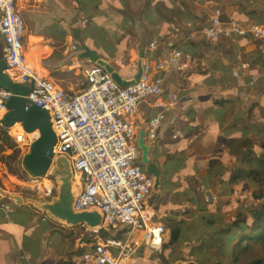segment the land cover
I'll list each match as a JSON object with an SVG mask.
<instances>
[{
    "label": "crops",
    "instance_id": "crops-1",
    "mask_svg": "<svg viewBox=\"0 0 264 264\" xmlns=\"http://www.w3.org/2000/svg\"><path fill=\"white\" fill-rule=\"evenodd\" d=\"M45 1L44 8L30 9L24 14L27 24L24 41L26 53L29 62L35 67H47L65 82L73 78L74 73L70 65L75 54H65L63 48L68 44L70 34L82 37V31L77 30V23L82 14L87 17L90 24L85 32L92 42L97 43L98 49H94L106 58L110 54L128 58L132 49L141 51L146 48L152 34L165 36L162 47L157 51L160 56L167 57L174 49L192 53L193 57L188 67L181 69L179 66L181 61L176 60L165 74L162 97L178 92L183 105L180 109H173L164 117L156 138H150L146 132L150 118L158 112V108L152 103L154 98L149 97L141 101L135 116L139 131L138 144L140 135L146 133L145 142L149 145L148 156L161 169V183L167 167L172 165L168 172L170 176L164 179L166 184L163 186L160 184L157 190L153 188L150 196V206L156 220L163 222V225L166 218L183 221L186 240L190 236L211 237L215 244L222 245V250L218 252L225 254L224 239L214 237L204 217L211 216L206 212L207 208L211 207L210 204L216 207L227 197L228 193L224 192L230 185V175L232 178L236 169L233 167H247L246 158L244 161L236 154L239 150L237 141L244 137H255L254 135L264 140V124L256 117L257 113L264 114V80L262 84L255 86L247 84L251 76L259 75L263 71L261 63L264 60V40L257 39L260 40L257 45L247 44L243 39L235 40L237 48L228 45L221 54H218L216 48L206 46L204 35L198 30L210 23L215 11L208 14L203 12L199 15V13L205 6L214 8V1L209 0L206 3L201 0ZM225 1V7L221 8L223 19L242 13L240 15L246 21L264 11V0L258 4H261L260 7L251 6L240 12L235 11L234 0ZM179 8L196 16L193 22L179 24L185 29L184 34L169 28L164 18V15H171ZM142 15L148 16L146 21L141 18ZM92 16L95 21L90 22ZM124 21L128 23L126 29L123 27ZM148 23L153 25V30H150ZM176 25L178 26V23ZM191 28L199 29L189 32ZM0 41L4 48L1 36ZM81 52L83 48L78 53V57ZM83 61L86 68L95 65L90 64L87 58H83ZM251 61L258 62L252 65ZM132 66L119 69L127 71ZM229 67L234 69L231 71ZM235 72H239L240 75L235 76ZM240 111L243 112L242 118L250 120L248 126L242 125L243 129L238 123H233ZM2 116L3 113H0V117ZM17 125L10 129L15 137L23 132L22 127ZM237 127H239L237 133L230 137V128ZM171 128L180 129L181 136L177 139L167 138L165 132ZM141 152L140 148V157ZM218 153L221 155L216 157ZM215 157L217 163L212 167L209 160ZM140 160L142 161V158ZM234 162L235 165H232ZM195 181L203 188V192L199 193L200 202L191 204L188 201V191L197 187ZM211 193L219 195L218 204L205 201V194ZM232 195L228 203L233 212L232 204L235 200L232 199ZM197 204L205 206V209H194ZM215 216L224 217L225 221L230 220L227 216L218 214ZM40 217H43L42 214L33 208L31 212L16 209L12 216H8L0 209V264H23L22 253L19 250L22 243L21 245L18 243L20 240L15 228L16 226L27 228ZM45 220L51 224L50 232L59 231L64 240V247L55 264H85L81 261V255L92 248L84 237L85 230L82 227H68L67 229L74 231L70 236L71 243L68 244L65 233L60 229L64 224ZM49 234L47 233L43 240V249L47 246ZM168 237L169 228H166L164 240ZM185 246L186 244H182L181 249H185ZM146 249L139 247V260L145 256ZM198 249V246H192L188 253ZM173 253L179 255L177 250H173L169 260Z\"/></svg>",
    "mask_w": 264,
    "mask_h": 264
},
{
    "label": "built area",
    "instance_id": "built-area-1",
    "mask_svg": "<svg viewBox=\"0 0 264 264\" xmlns=\"http://www.w3.org/2000/svg\"><path fill=\"white\" fill-rule=\"evenodd\" d=\"M45 6V0H0V36L7 58L5 72L13 80L30 85L27 97L49 110L58 135L55 156L66 154L72 159L75 182L79 187L76 208L99 206L104 212L102 228L113 235H121L111 240H103L100 236L93 242H90L92 239L86 240L92 248L81 255V261L85 264H138L139 247L162 248L166 227L156 220L150 206L155 176L139 158L135 116L142 100L154 98L152 103L158 112L150 118L146 132L150 138H156L164 117L183 105L178 92L162 97L165 74L176 60L181 61V69L188 67L193 55L181 49H174L167 57L158 55L165 36L152 34L142 59L141 77L134 84L121 87L103 67L96 64L85 67L83 58L78 57L81 39L70 34L63 52L75 54L70 65L74 74L65 82L47 67H35L27 57L24 14ZM89 26L87 17L80 15L77 30L86 31ZM198 31L213 40L247 34L264 40V21L246 24L235 17L223 19L221 9L217 8L210 23ZM139 55L140 51L132 49L128 58L110 54L107 59L118 69L129 65L137 68ZM261 66L262 73L251 76L247 84L255 86L264 80V60ZM234 74L240 75L239 72ZM12 95L11 91L0 89V113L9 110ZM39 134V129L30 133L23 130L16 137L21 142L28 136L31 143ZM181 134L182 131L176 128L165 132V136L172 139ZM77 175L79 180L76 181ZM26 185L41 199L55 194L56 181L49 172L44 176H32ZM240 195L238 190L233 192L234 210L239 206ZM204 199L213 204L220 201L216 193L205 194ZM263 203L264 194H256L245 201L243 207H257ZM0 209L8 216L16 212L15 204L1 188ZM42 216L50 220L46 215ZM114 241L119 242L114 246L111 244ZM18 243L21 245V241ZM21 258L23 264H31L26 252H22Z\"/></svg>",
    "mask_w": 264,
    "mask_h": 264
},
{
    "label": "trees",
    "instance_id": "trees-1",
    "mask_svg": "<svg viewBox=\"0 0 264 264\" xmlns=\"http://www.w3.org/2000/svg\"><path fill=\"white\" fill-rule=\"evenodd\" d=\"M174 1L178 2L179 0ZM209 1H214V8L205 6L201 9L199 15L203 12L208 14L211 11H215L216 8L221 9L226 5L225 0ZM201 2L206 3L208 1L201 0ZM230 13H232L231 10ZM141 18L146 21L148 16L142 15ZM164 18L168 22L169 28H174L179 34H184L186 31L184 28L180 27L179 24L187 23L188 21L193 22L196 16L195 14L187 13L179 8L171 15H164ZM239 20L246 24L263 22L264 11L259 12V15L253 19L245 21L242 17V19ZM92 21H95L93 16L90 17V22ZM177 23L178 26L176 25ZM127 26L128 23L124 21V29H126ZM148 27L150 30H153L152 24L148 23ZM194 29L197 30L199 28H191L189 32ZM82 33L80 48L86 44L92 48L98 49L97 43L94 41L92 42L85 31H82ZM241 39L247 44L253 45H257L260 41L249 34L235 38L221 36L216 40L207 38L204 35V44L216 48L218 54H221L222 50L228 45H234L237 48L235 40ZM2 44L3 43L0 41V58L5 56V50ZM89 62L93 64L92 61ZM251 62L252 65H256L255 62L258 61ZM229 69L232 71L234 68L229 67ZM119 70L124 76L129 77L136 71V67L132 66L127 71L123 69ZM256 117L264 119V114L257 113ZM10 129L11 127L5 126L0 119V163L8 167V171L4 170V166L0 167V188L4 190V192H19L23 195L38 196L36 192L28 186L12 183V185L8 187L3 181V176L9 174L16 175L22 178L21 180H26L25 176H30L32 179L31 174L25 170L23 165L25 151L18 146L19 142L10 132ZM236 144L239 151H241L246 158L247 167L237 168L234 166L233 168L236 169H234L231 180L238 184L241 192L246 188H250L253 194H248V196L244 197L240 195L238 199L239 206L233 210V214L229 221H225L224 217H216L215 214L204 217L207 226L212 229L214 237L224 239L226 247L225 254H220L218 251H210L206 256H202L199 253L195 254V252L188 253L193 245L191 237L186 240L184 222L176 218H166L164 225L166 228H169V237L164 240L161 249L148 247L145 256L138 261V264H264V203L257 207H243V203L252 196L264 194V140L255 137H244L239 139ZM7 150H12V152L8 153L6 152ZM219 155L221 154L218 153L216 157ZM216 157L209 160L210 166L213 167L215 163H217ZM232 165H235V162ZM171 167L172 165L167 167L164 179L170 176L168 172ZM164 179L161 183L162 186L166 184ZM241 181L244 182L243 185L240 184ZM195 182L197 187L189 189V196L187 195L188 201L191 204L200 202L199 193L203 192V188L198 185L197 181ZM224 193H228V191ZM15 207L18 211L31 212V209L25 203L15 205ZM197 208L204 210L205 206L197 204L194 209ZM50 228V222L43 219V217H40L27 228L16 226L15 232L18 234L19 240L22 243V247H20L19 250L21 253L26 252L28 254L31 264H55L57 257L60 255L64 247V240L59 231L50 232ZM47 233H50L48 243L46 248L43 249V240ZM97 236H100L103 240H111L118 238L119 234L113 235L104 228L98 231L92 229L85 230L84 237L87 238V240L92 239L90 242L96 241L95 237ZM182 244H186L185 247H187V249H181ZM173 250H177L179 255H176L174 260L170 262L169 255ZM211 255H214L215 258L211 259Z\"/></svg>",
    "mask_w": 264,
    "mask_h": 264
},
{
    "label": "water",
    "instance_id": "water-1",
    "mask_svg": "<svg viewBox=\"0 0 264 264\" xmlns=\"http://www.w3.org/2000/svg\"><path fill=\"white\" fill-rule=\"evenodd\" d=\"M80 57L87 58L94 64L103 67L113 79L121 86L127 87L134 84L143 73V58L145 50L140 51L137 68L133 75L124 76L120 70L106 57L99 54L94 48L84 44ZM7 58H0V89L4 88L13 93L9 100V110L0 118L7 127L21 124L27 133L39 129L40 134L30 143V149L24 154L23 165L34 177L44 176L48 172L56 181L55 194L50 198L41 199L38 196L23 195L19 192H4L5 196L15 205L27 204L33 206L51 221L64 224L69 228L86 226L92 230L102 228L104 212L99 206L77 209L76 198L79 187L75 182V171L72 159L66 154L55 156V146L58 143V135L53 128L51 114L42 105L30 100L27 95L31 86L13 80L5 72ZM146 133H142L139 145L142 151V162L148 166V170L155 176L154 188L157 190L161 184V169L148 156L149 145L145 142Z\"/></svg>",
    "mask_w": 264,
    "mask_h": 264
},
{
    "label": "rangeland",
    "instance_id": "rangeland-1",
    "mask_svg": "<svg viewBox=\"0 0 264 264\" xmlns=\"http://www.w3.org/2000/svg\"><path fill=\"white\" fill-rule=\"evenodd\" d=\"M236 3L234 5V9L235 11L238 10L239 12L244 10V9H249L251 8V6H256V7H260V5H258L261 0H234ZM242 13H238L237 15L235 14V17H237V19H242V16L240 15ZM243 117V112L240 111L238 112V118L235 119V121H233V123H238L239 125H241V129L244 128V126L242 125H246L248 126L249 125V121L250 120H247V119H244L242 118ZM261 117V116H259ZM259 122L264 124V119L262 118H259ZM17 125V124H16ZM19 125H21L19 123ZM18 126V125H17ZM18 128V127H17ZM239 129V127L237 128H230V137L236 132L237 133V130ZM18 130V129H16ZM20 130V129H19ZM14 132V131H13ZM15 134V133H14ZM255 138L257 139H260V137H258L257 135H254ZM17 139V138H16ZM15 139V140H16ZM262 139V138H261ZM17 141V140H16ZM19 142V141H18ZM18 146L20 148H22L23 151H25V153L27 151H29L30 149V143H29V140H28V136H25L24 137V140L19 142ZM6 152H12V150H7ZM236 154L238 156H240L244 161H245V156L244 154L241 152V151H236ZM141 155H142V152H141ZM243 162V161H242ZM247 162V161H246ZM1 166H4V170L8 171V167L4 164H1ZM25 168V167H24ZM26 170V169H25ZM27 171V170H26ZM28 172V171H27ZM29 173V172H28ZM32 176V175H31ZM30 176H25V179L26 180H21L22 178H19L18 176L16 175H7V176H3V181L4 183L10 187L12 185V183H17V184H20L21 186H27L26 183H28L29 181H31V177L29 178ZM78 180H79V176H78ZM241 185L244 184L243 181L240 182ZM228 191V194H227V197L226 198H222L224 201H221V204L218 205V206H213L210 204L211 207L207 208L206 212L209 214V215H214V214H218V215H221V216H227L228 218H231L233 212L231 211L232 209L230 208V205L228 203V200L230 198V196L232 195L231 193L235 190H239V187H238V184L234 181L231 180V175H230V185L228 187H226ZM241 192V191H240ZM251 193V195L253 194L252 192V189L250 188H246L243 192H241V196L244 197V196H248V194ZM31 210L33 208V210H36L37 212H39V210H37L36 208H34L33 206H30ZM41 213V212H40ZM163 223V222H162ZM59 228V226H58ZM82 228L84 230H86V228L84 226H82ZM60 229L65 233V237L67 239V242L68 244L71 243V238H70V235L72 236L73 234V230H67L65 229V227L61 226ZM76 236V235H75ZM191 237V242H192V245L193 247H196L198 246L199 249L194 251L195 254H200V253H204V254H207L209 251H219V250H222V245H219V244H215L213 242V239L210 237V238H205V237H198V238H194V236H190ZM185 249H187V247H185ZM75 252V251H74ZM73 253V252H72ZM175 253L172 254V256L170 257V260L172 261L175 257ZM214 255H211V259H214ZM72 261V259H71Z\"/></svg>",
    "mask_w": 264,
    "mask_h": 264
},
{
    "label": "bare ground",
    "instance_id": "bare-ground-1",
    "mask_svg": "<svg viewBox=\"0 0 264 264\" xmlns=\"http://www.w3.org/2000/svg\"><path fill=\"white\" fill-rule=\"evenodd\" d=\"M77 179H78V175H77L76 181H77ZM62 226L65 227V229L68 228V227H66L65 225H62ZM67 230H69V229H67ZM70 236H71V235H70ZM118 242H119V241H114V242H112L111 244L115 246V245L118 244ZM83 250H86V249H83Z\"/></svg>",
    "mask_w": 264,
    "mask_h": 264
}]
</instances>
